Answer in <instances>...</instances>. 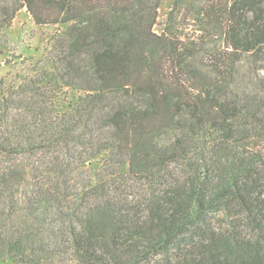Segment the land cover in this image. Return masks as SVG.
I'll return each instance as SVG.
<instances>
[{"label":"trees","instance_id":"1","mask_svg":"<svg viewBox=\"0 0 264 264\" xmlns=\"http://www.w3.org/2000/svg\"><path fill=\"white\" fill-rule=\"evenodd\" d=\"M161 3L0 0V58L21 9L64 26L0 79V264H264V0H193L222 33L210 72L153 31Z\"/></svg>","mask_w":264,"mask_h":264},{"label":"rangeland","instance_id":"2","mask_svg":"<svg viewBox=\"0 0 264 264\" xmlns=\"http://www.w3.org/2000/svg\"><path fill=\"white\" fill-rule=\"evenodd\" d=\"M173 2L174 0H162L158 9L156 22L153 26V31L156 34H161L166 27L170 35L177 36L181 41L188 43L189 48L193 51L192 58H196V60L204 66L205 69H202V71L210 72V67L205 66H211L214 63L215 57H218L217 54L223 50L222 33L219 27L206 25L207 23L209 24V21H198L194 17V14L188 12V9L194 6L193 0H191V2L185 0L184 7H180L179 13L172 12L173 17L169 20L168 14L172 9ZM63 28L64 26L62 25L37 26L25 9L18 11L10 28L6 31L5 37H3L6 44L3 47V56L0 58V79L6 76L8 78H13L14 76L31 77L36 63L44 60L48 56L53 36L60 33ZM246 62V57L241 56L236 64L235 71L239 78L238 86H242L246 83L242 78L243 75H247L248 72ZM69 95L77 94L69 91ZM33 161H35V157L23 156L21 159L17 160V163L20 165L30 164ZM100 161V158L92 161L94 168H97ZM29 166L31 165H27L26 167ZM36 167L37 170L35 174L43 179H41V182L37 183V186L40 187L42 183H45L47 180L42 175L46 167L44 164ZM86 167H88V165H86L85 168ZM73 171L79 178V170L78 172L75 170ZM89 171L90 170L87 168L81 180L75 181L71 185L76 184L78 187L83 186L86 182L85 177L88 175ZM60 186L62 187V185ZM120 188L125 190L123 187ZM113 192L115 191L113 190ZM23 208L22 204V206L17 208L16 213L25 215L26 213ZM13 217L18 219L17 216ZM10 225L12 226V221L8 219L6 224L7 228L2 230H8V226Z\"/></svg>","mask_w":264,"mask_h":264}]
</instances>
